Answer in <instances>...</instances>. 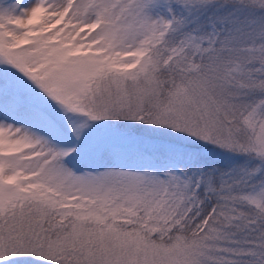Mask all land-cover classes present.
I'll use <instances>...</instances> for the list:
<instances>
[{
	"label": "snow or ice",
	"instance_id": "6c2138e0",
	"mask_svg": "<svg viewBox=\"0 0 264 264\" xmlns=\"http://www.w3.org/2000/svg\"><path fill=\"white\" fill-rule=\"evenodd\" d=\"M0 264H264V0H0Z\"/></svg>",
	"mask_w": 264,
	"mask_h": 264
}]
</instances>
